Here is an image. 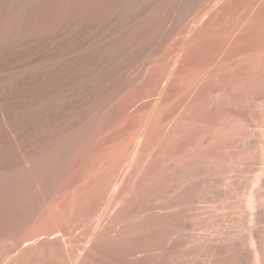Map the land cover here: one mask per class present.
<instances>
[{
	"label": "bare ground",
	"instance_id": "6f19581e",
	"mask_svg": "<svg viewBox=\"0 0 264 264\" xmlns=\"http://www.w3.org/2000/svg\"><path fill=\"white\" fill-rule=\"evenodd\" d=\"M109 2L119 20L123 4L140 1ZM141 12L158 15V32L114 75H89L85 64L74 65V57L90 55L92 38L124 32ZM125 23L75 21L84 55L67 44L64 26L58 38L39 40L38 96L31 105L39 109L43 125L64 124L46 132L40 144L54 151L58 139L67 132L71 138L92 113L119 118L123 125L136 102L148 101L137 124L117 136L91 170L101 176L94 190L104 192L100 226L131 234L135 220H143L152 236L153 264H167L174 252L181 264H264V0H150ZM178 26L187 30V38L162 68L151 71L153 80L147 81L150 70L133 77L135 64L145 55L154 58ZM60 57L72 65H60ZM12 138L11 149L18 151ZM10 162L33 163L24 157ZM95 237L90 235L92 244ZM57 243L74 248L72 239Z\"/></svg>",
	"mask_w": 264,
	"mask_h": 264
},
{
	"label": "rangeland",
	"instance_id": "374dc122",
	"mask_svg": "<svg viewBox=\"0 0 264 264\" xmlns=\"http://www.w3.org/2000/svg\"><path fill=\"white\" fill-rule=\"evenodd\" d=\"M139 1L137 5L123 4V15L117 20L109 0H0V264H153L152 236L143 220H135L131 234H114L110 226H100L104 192L94 190L100 174H91L111 142L137 124L149 102H136L123 125H118L119 118L104 119L101 112L92 113L90 122L71 138L65 137L68 132L59 138L54 151L40 141L46 132L50 134L64 126L63 121L43 125L39 109L31 105L38 96L36 57L42 37L56 39L64 26L67 44L74 53L84 55L77 45L78 33L72 28L75 21L102 24L115 19L124 26L128 14L150 0ZM177 28L154 58L145 55L135 64L133 77L150 70L147 81L153 80L151 71L162 68L170 53L187 38V30L183 26ZM146 30H150L148 36H144ZM157 32L158 15L141 12L124 32L107 33L101 40L92 38L87 44L90 55L74 57V65L85 64L89 75L99 71L111 77ZM58 49L61 51L62 47ZM59 63L72 65L70 59L62 57ZM241 71L240 66L238 72ZM57 79L61 84L62 78L58 75ZM78 117L74 112L72 120ZM102 122L113 125V130H102ZM12 135L18 151L11 149ZM20 157L33 163L22 166L10 162ZM82 175L84 182L76 186ZM147 194L144 192L139 198ZM126 212L114 215L112 221ZM93 233L94 244L90 242ZM25 238L30 239L28 244ZM64 239H72L74 248L57 243ZM181 261L176 252L167 258V264Z\"/></svg>",
	"mask_w": 264,
	"mask_h": 264
}]
</instances>
